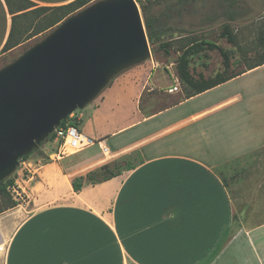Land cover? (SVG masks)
Here are the masks:
<instances>
[{"label":"crops","instance_id":"0c3cea01","mask_svg":"<svg viewBox=\"0 0 264 264\" xmlns=\"http://www.w3.org/2000/svg\"><path fill=\"white\" fill-rule=\"evenodd\" d=\"M31 1L56 6L72 0ZM11 23L7 3L0 0V58L11 51H2ZM225 82L175 98L183 95L176 62L175 71L161 57L117 73L74 113L81 135L91 142L64 156L51 151L53 160L22 178L20 187L34 205L29 213L22 216L13 207L0 212V264H264V216L247 205L237 211L216 172L221 163L262 146L264 113L220 118L234 120L229 125L236 140L230 156L218 162L199 147L198 135L203 120L239 95L188 104ZM153 91L174 98L145 111L142 99ZM105 152L113 159L80 170ZM124 155L134 161L119 164V174L87 179L90 171ZM76 181L82 186L74 191Z\"/></svg>","mask_w":264,"mask_h":264},{"label":"rangeland","instance_id":"374dc122","mask_svg":"<svg viewBox=\"0 0 264 264\" xmlns=\"http://www.w3.org/2000/svg\"><path fill=\"white\" fill-rule=\"evenodd\" d=\"M135 1L140 9L143 22L145 16L156 18L158 19V30H161L162 26L166 28L158 42L151 43L149 41L151 43V57L149 59L165 58L166 63L174 71L176 58L179 53L177 51L180 45V40L177 39L179 36L206 38L216 44V48L205 50L202 57L195 58L192 62L194 73L201 80L204 78L210 81L229 72L236 73L244 70L245 66L256 62L264 53V47L260 46L259 38V32L264 30V0ZM32 20L34 23L37 19ZM15 25L17 26V19L15 20ZM49 31L45 30L33 35L13 47L9 53L0 58V68L20 56L29 47L41 40ZM228 36L233 38V42L228 40ZM160 44H169V46L166 45L169 52L166 53L164 48L160 47ZM221 50L230 53L226 74L223 72L224 56L221 54ZM171 62L174 64H170ZM257 68L250 73L235 77L213 88L188 103L202 106L227 94L239 95L227 100L224 104H232L224 110L209 115L208 118L203 120V131H200L201 133L198 135L197 143L199 147L207 149L210 154L215 156L218 162H223L224 159L230 156L233 151L232 144L236 140L235 129L229 125L234 120L222 123L220 118L234 115L240 116L241 114H247L248 111L252 115L264 113V64L257 66ZM197 80L199 81L200 79ZM153 92L155 94L146 95L142 99L141 105L145 111L149 112L157 109L162 103L169 102L174 97L182 96L179 93L174 97L165 98V95H160L157 91ZM77 127L79 130V124ZM51 141L46 140L26 158L20 159L15 170L5 178L13 177L15 179V185L13 186L15 190L12 192L18 203L13 209H22V216L29 213L34 205L26 191L20 187L19 182L22 181V178L29 177L34 168H39L40 165L53 160L56 155L49 156L51 151L64 156V148L60 144L61 142L58 140V143ZM68 151L70 150L68 149ZM102 155L103 159L96 158L93 163H85L80 170L86 171L93 167L97 168L99 164L110 161L114 157L108 152ZM117 160H119L117 162L122 167L127 166L128 162L134 161L132 156L130 161L126 155ZM216 172L221 178L225 179L237 211L247 205L249 211L254 214L261 213L264 216V143L254 151L221 163L216 168Z\"/></svg>","mask_w":264,"mask_h":264},{"label":"water","instance_id":"95a60500","mask_svg":"<svg viewBox=\"0 0 264 264\" xmlns=\"http://www.w3.org/2000/svg\"><path fill=\"white\" fill-rule=\"evenodd\" d=\"M150 46L135 0H95L1 67L0 181Z\"/></svg>","mask_w":264,"mask_h":264},{"label":"trees","instance_id":"16d2710c","mask_svg":"<svg viewBox=\"0 0 264 264\" xmlns=\"http://www.w3.org/2000/svg\"><path fill=\"white\" fill-rule=\"evenodd\" d=\"M8 6V10L12 14V23L8 39L6 40L2 51H8L23 41L27 40L33 35L39 34L45 30H51L54 26L64 20L67 16L75 13L86 5L90 4L95 0H72L65 4L56 6H36L31 0H5ZM17 19V26L15 20ZM32 19H37L34 23ZM156 18L144 17V26L147 33L148 40L158 42L161 35L166 31L163 26L161 30L157 28ZM33 31V32H32ZM264 30L259 32L260 46L264 47ZM177 39L180 40V45L177 48L179 51L176 58V68L181 84V90L185 98L194 96L201 93L219 83L225 82L235 76L242 74L243 72L255 68L264 64V53L259 59L245 66L244 70L236 73L229 72L226 74L228 69L229 52L221 50V54L224 56V69L226 75L220 76L214 80H206L204 78H197L192 68V62L195 58H200L204 55L205 50L216 48V44L207 40L206 38H195L193 36H179ZM228 40L233 42V38L228 36ZM169 46V44H166ZM165 44H160V47L164 48L165 52L168 53L169 49ZM222 72V73H223ZM197 79H200L199 81ZM111 82V81H110ZM109 82V83H110ZM108 83V84H109ZM69 120V121H67ZM66 123L77 126L79 121L69 116L61 121V125ZM55 137V132L51 133L44 141L52 140ZM61 142V141H60ZM39 144V145H40ZM37 148H34L29 154L22 156L18 159V162L22 158H26ZM17 162V164H18ZM120 173L119 163L111 165H102L97 170H92L87 174V179L90 181H102L109 179ZM99 176V177H97ZM15 185V179L13 177L3 179L0 181V212L12 208L17 205L16 197L13 195L12 188ZM74 191H77L82 186L81 181L72 183Z\"/></svg>","mask_w":264,"mask_h":264},{"label":"built area","instance_id":"2783aa9c","mask_svg":"<svg viewBox=\"0 0 264 264\" xmlns=\"http://www.w3.org/2000/svg\"><path fill=\"white\" fill-rule=\"evenodd\" d=\"M70 118L74 117V112L69 115ZM69 121V120H67ZM55 140L61 141V145L63 146V152L69 153L68 149L76 148L81 149L86 144L90 143L91 140L88 138H84L80 131L78 130L77 126L70 125L66 123L65 125H59L55 129ZM68 151V152H67ZM15 188H12V191H14Z\"/></svg>","mask_w":264,"mask_h":264},{"label":"bare ground","instance_id":"6f19581e","mask_svg":"<svg viewBox=\"0 0 264 264\" xmlns=\"http://www.w3.org/2000/svg\"><path fill=\"white\" fill-rule=\"evenodd\" d=\"M69 150H70L69 152H72V151L76 150V148H71Z\"/></svg>","mask_w":264,"mask_h":264}]
</instances>
